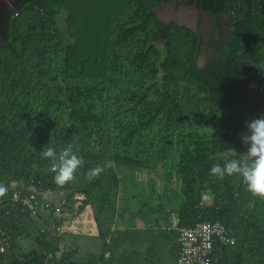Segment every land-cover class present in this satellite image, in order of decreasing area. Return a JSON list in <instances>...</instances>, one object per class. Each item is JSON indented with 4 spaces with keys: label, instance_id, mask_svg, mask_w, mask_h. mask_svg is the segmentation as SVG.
I'll return each mask as SVG.
<instances>
[{
    "label": "trees",
    "instance_id": "1",
    "mask_svg": "<svg viewBox=\"0 0 264 264\" xmlns=\"http://www.w3.org/2000/svg\"><path fill=\"white\" fill-rule=\"evenodd\" d=\"M161 1L42 0L14 9L0 44V184L22 185L0 196V264H178L173 214L183 226L227 227L235 243L211 264H264V198L236 175H209L246 151V121L264 116V0H252L223 57L205 68L196 33L158 19ZM203 4L235 19L247 8L245 0ZM69 144L84 164L59 186L41 151ZM97 165L104 171L89 181ZM157 172L167 183L157 202L128 195L122 174L138 182L145 173L154 190ZM16 191L63 195L62 205L51 201L53 223L14 200ZM77 201L91 205L96 235L51 226L64 222L56 206L72 210Z\"/></svg>",
    "mask_w": 264,
    "mask_h": 264
},
{
    "label": "clouds",
    "instance_id": "2",
    "mask_svg": "<svg viewBox=\"0 0 264 264\" xmlns=\"http://www.w3.org/2000/svg\"><path fill=\"white\" fill-rule=\"evenodd\" d=\"M241 141L246 151L238 159H229L223 165L215 163L209 175L218 179L236 175L241 178L248 191L264 198V116L246 121V131L241 133ZM41 156L50 160L49 171L54 173V183L63 186L76 179V173L84 164L83 157L77 155L71 144L57 153L54 147L48 146L41 151ZM106 166H110L106 165ZM105 166H95L87 172L90 181L104 171ZM5 189L0 188V196Z\"/></svg>",
    "mask_w": 264,
    "mask_h": 264
},
{
    "label": "flooded vegetation",
    "instance_id": "3",
    "mask_svg": "<svg viewBox=\"0 0 264 264\" xmlns=\"http://www.w3.org/2000/svg\"><path fill=\"white\" fill-rule=\"evenodd\" d=\"M42 0H22L20 6L28 3L39 4ZM161 2H166L163 4ZM153 7L158 19L171 26L181 25L190 28L198 37L197 60L205 68L206 65L221 58L222 48L233 38L236 30L243 24L235 19L227 10L212 11L204 6L203 0H166ZM211 12L210 15L208 12ZM155 42V41H153Z\"/></svg>",
    "mask_w": 264,
    "mask_h": 264
},
{
    "label": "built area",
    "instance_id": "4",
    "mask_svg": "<svg viewBox=\"0 0 264 264\" xmlns=\"http://www.w3.org/2000/svg\"><path fill=\"white\" fill-rule=\"evenodd\" d=\"M13 198L22 201L34 213L39 209V197L33 194L22 196L16 191ZM44 206L52 209L53 204L51 201H46ZM54 212L57 216L60 214L61 220L64 221L65 214H62V212L64 213L62 207L56 206ZM63 223L57 225L56 232L65 231L66 222ZM169 228L177 231V241L180 246L178 264H211L217 250L235 243V238L230 235L227 227L219 220H206L195 226H183L180 217L173 214ZM1 250L4 252L5 248L2 247Z\"/></svg>",
    "mask_w": 264,
    "mask_h": 264
},
{
    "label": "crops",
    "instance_id": "5",
    "mask_svg": "<svg viewBox=\"0 0 264 264\" xmlns=\"http://www.w3.org/2000/svg\"><path fill=\"white\" fill-rule=\"evenodd\" d=\"M15 186H19V184L18 183L15 184V182H13V183L6 182L5 184H0V188L5 189L4 192L8 191L10 188L15 187ZM32 191H33V189L28 188V189L24 190V193H29ZM40 198H41L42 202H44V203L46 201H52L56 205L57 204L62 205L63 195L49 192V193L40 195ZM81 206H82L81 201H77L72 210H70L69 208L68 209L65 208V212L69 217V221L72 222L71 227L79 226V228L82 229V232H75V233H82L85 235H96L98 233V226H97L95 214L92 210L91 205L87 204L83 207H81ZM39 212H40V214L43 215V216L41 215L42 222L45 223V219L47 217V219L51 223H53V221H51V219H49V214H48V212L50 213L49 210H45L43 208V206H41V208L39 209ZM24 247H27V246H24ZM1 248L2 247H1V243H0V258L2 256Z\"/></svg>",
    "mask_w": 264,
    "mask_h": 264
},
{
    "label": "rangeland",
    "instance_id": "6",
    "mask_svg": "<svg viewBox=\"0 0 264 264\" xmlns=\"http://www.w3.org/2000/svg\"><path fill=\"white\" fill-rule=\"evenodd\" d=\"M160 46L161 47H164L163 46V43H161ZM154 175H155V177H157L156 178V183H154V186H155L154 190H153V188L151 186V183H148L147 182V180H146L147 174H145V173H141L140 174V177H138V182H136L137 181L136 178L133 177L132 175L126 176L125 174H122V184L125 185L126 191H127L128 195L130 197H131L132 194H136L137 197L140 198L141 195H142V193L144 192V196H142V198L146 199V201H148L149 203H150V201H154V203H155V202H157L156 196H157L158 193H161V195L164 196L162 194V191L161 190L164 189V187H165V185L167 183L165 184L164 181H163V178L158 177V172H157V175L156 174H154ZM130 181H132V184L130 183ZM137 183H138V185H137ZM150 191L152 192V195L150 197H148V194H149ZM162 196H161V198H162ZM76 197L79 198V199H81V198H83V195H77ZM209 201L210 200L207 198L206 199V202H209ZM43 204L45 205V203L42 202L41 198L39 197V205H38L39 209L41 208V206H43V208L45 210H49V211L51 210V209L45 208V206ZM39 209H38V211L36 213L39 212ZM62 214L63 215L65 214L64 221L66 222L65 224L67 226L66 229L64 227V229H65L64 232H66V231L67 232H82V229L79 228V226H77V227H71L72 222L69 221V217H68V215L66 214L65 211H64V213L62 212ZM58 217L61 219L60 214H58ZM202 222H204V221H202ZM199 223H201V222H199ZM51 226H53V228L56 230L57 225L53 224ZM60 233H63V232H60ZM177 261H178V259H177Z\"/></svg>",
    "mask_w": 264,
    "mask_h": 264
},
{
    "label": "water",
    "instance_id": "7",
    "mask_svg": "<svg viewBox=\"0 0 264 264\" xmlns=\"http://www.w3.org/2000/svg\"><path fill=\"white\" fill-rule=\"evenodd\" d=\"M21 1L22 0H0V44L7 40L9 20L11 18L14 9L19 7ZM245 2L247 8L244 13L243 19L247 17L251 11L252 0H245ZM161 3L166 4V2H161ZM62 11L66 13L65 7L62 8ZM208 13L212 15L210 11ZM241 22L243 23V20H241ZM19 185L21 186L22 184Z\"/></svg>",
    "mask_w": 264,
    "mask_h": 264
}]
</instances>
